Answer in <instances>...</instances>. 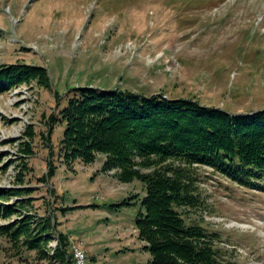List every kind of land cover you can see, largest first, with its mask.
Instances as JSON below:
<instances>
[{
    "label": "rangeland",
    "instance_id": "rangeland-1",
    "mask_svg": "<svg viewBox=\"0 0 264 264\" xmlns=\"http://www.w3.org/2000/svg\"><path fill=\"white\" fill-rule=\"evenodd\" d=\"M21 62L47 67L52 88L0 94V188L33 190L31 214L55 217L74 264L81 248L85 264H150L136 225L145 184L122 182L118 168L104 172L101 154L68 166L59 158L65 124L56 123L50 147L45 119L80 86L163 92L231 114L264 109V0H0V67ZM192 174L205 204L196 218L219 235L224 264H264V186H241L205 166ZM133 194L132 205L115 207ZM2 244L0 264H64L6 237Z\"/></svg>",
    "mask_w": 264,
    "mask_h": 264
},
{
    "label": "trees",
    "instance_id": "trees-1",
    "mask_svg": "<svg viewBox=\"0 0 264 264\" xmlns=\"http://www.w3.org/2000/svg\"><path fill=\"white\" fill-rule=\"evenodd\" d=\"M23 84L51 89L48 68L25 62L0 67V94ZM76 91L67 105L61 101L57 113L45 119L49 125L42 133L45 143L54 146L53 130L64 123L60 160L68 166L77 161L88 164L101 154L104 172L118 168L115 176L122 182L145 184L144 211L136 225L152 255L150 264H224L215 245L219 235L203 225L204 218H196L205 204L192 172L205 166L241 186L263 187L264 109L231 114L193 99H170L163 92L145 96L91 86ZM35 136L28 131L29 142ZM29 142L27 151L32 155ZM49 166L52 177L56 167ZM43 180H48L47 175ZM31 192L30 187L0 188V219H15L0 226V250L5 249L2 238L6 237L14 247L22 245L42 259L74 264L70 243L58 230L55 217L49 213L37 219L31 214ZM135 197L140 194L115 207L132 205L130 199ZM55 232L59 243L52 246Z\"/></svg>",
    "mask_w": 264,
    "mask_h": 264
},
{
    "label": "bare ground",
    "instance_id": "bare-ground-1",
    "mask_svg": "<svg viewBox=\"0 0 264 264\" xmlns=\"http://www.w3.org/2000/svg\"><path fill=\"white\" fill-rule=\"evenodd\" d=\"M80 251H82V250L81 249H76L75 257H76V260H77V264H85L86 255H85L84 251H82V257H81V252Z\"/></svg>",
    "mask_w": 264,
    "mask_h": 264
},
{
    "label": "built area",
    "instance_id": "built-area-1",
    "mask_svg": "<svg viewBox=\"0 0 264 264\" xmlns=\"http://www.w3.org/2000/svg\"><path fill=\"white\" fill-rule=\"evenodd\" d=\"M81 252V257H82V251H80Z\"/></svg>",
    "mask_w": 264,
    "mask_h": 264
}]
</instances>
